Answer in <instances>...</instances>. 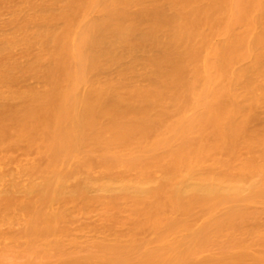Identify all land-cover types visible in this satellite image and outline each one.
<instances>
[{
	"label": "bare ground",
	"instance_id": "obj_1",
	"mask_svg": "<svg viewBox=\"0 0 264 264\" xmlns=\"http://www.w3.org/2000/svg\"><path fill=\"white\" fill-rule=\"evenodd\" d=\"M0 264H264V0H0Z\"/></svg>",
	"mask_w": 264,
	"mask_h": 264
}]
</instances>
